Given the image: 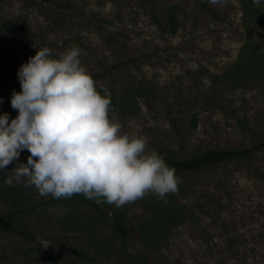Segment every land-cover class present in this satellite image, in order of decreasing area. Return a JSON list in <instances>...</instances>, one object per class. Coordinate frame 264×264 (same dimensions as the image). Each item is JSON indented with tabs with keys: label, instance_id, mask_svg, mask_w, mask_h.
Masks as SVG:
<instances>
[{
	"label": "rangeland",
	"instance_id": "obj_1",
	"mask_svg": "<svg viewBox=\"0 0 264 264\" xmlns=\"http://www.w3.org/2000/svg\"><path fill=\"white\" fill-rule=\"evenodd\" d=\"M0 49V211L43 241L0 264H264V0H0Z\"/></svg>",
	"mask_w": 264,
	"mask_h": 264
},
{
	"label": "trees",
	"instance_id": "obj_2",
	"mask_svg": "<svg viewBox=\"0 0 264 264\" xmlns=\"http://www.w3.org/2000/svg\"><path fill=\"white\" fill-rule=\"evenodd\" d=\"M243 9L246 11V3L243 2ZM6 26L18 27L23 29L21 26H17L10 19H4ZM1 50V49H0ZM2 55L8 59V53L4 49L1 50ZM1 73V71H0ZM252 151V147H244V148H225V149H215L209 150L200 154H195L191 157H164L160 161L155 164H143L137 168L138 172L145 175H167L169 173L175 171L182 170H192L200 168L204 165H208L210 163L219 162L222 160H232L239 157H246ZM17 210L20 212L23 210L22 206L20 207L13 205L11 208H6L0 211V229L11 231V232H19L23 234L25 237L34 238L38 243H42V239L39 235H33L27 230V227L21 226L20 216L17 215ZM21 226V227H20ZM113 228L116 234L119 236L120 241L124 247L128 244L129 239V231L124 221L119 219H114ZM129 256L138 263V264H150L149 261L141 255H134L127 253Z\"/></svg>",
	"mask_w": 264,
	"mask_h": 264
}]
</instances>
